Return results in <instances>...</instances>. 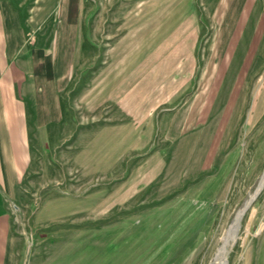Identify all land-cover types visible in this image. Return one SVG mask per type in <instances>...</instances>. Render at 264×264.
<instances>
[{"label":"rangeland","instance_id":"1","mask_svg":"<svg viewBox=\"0 0 264 264\" xmlns=\"http://www.w3.org/2000/svg\"><path fill=\"white\" fill-rule=\"evenodd\" d=\"M216 1H81L60 120L5 202L14 264L214 262L264 170V50H219ZM225 261L264 264V186Z\"/></svg>","mask_w":264,"mask_h":264},{"label":"crops","instance_id":"2","mask_svg":"<svg viewBox=\"0 0 264 264\" xmlns=\"http://www.w3.org/2000/svg\"><path fill=\"white\" fill-rule=\"evenodd\" d=\"M81 1L36 0L23 16L0 0V264L16 258L5 202L29 166L31 128L60 120L58 92L74 59ZM49 19L52 30L40 44ZM213 21L220 51L264 50V0H217Z\"/></svg>","mask_w":264,"mask_h":264},{"label":"bare ground","instance_id":"3","mask_svg":"<svg viewBox=\"0 0 264 264\" xmlns=\"http://www.w3.org/2000/svg\"><path fill=\"white\" fill-rule=\"evenodd\" d=\"M263 186H264V170L261 173V176L259 177V181L256 186V189L254 190L253 193L249 195L248 199L244 202L243 207L236 213L233 222L228 227L226 234L222 237V241L220 243L221 245L217 249L214 262H212L211 264H225L226 263L225 261L226 253H227V250L234 244L235 235L238 231L240 219L242 215L244 214V212L246 211V209L251 204V202L253 201V199L261 191Z\"/></svg>","mask_w":264,"mask_h":264}]
</instances>
